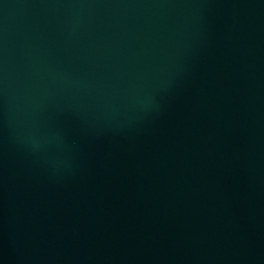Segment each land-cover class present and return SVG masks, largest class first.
I'll return each mask as SVG.
<instances>
[{
	"label": "water",
	"instance_id": "1",
	"mask_svg": "<svg viewBox=\"0 0 264 264\" xmlns=\"http://www.w3.org/2000/svg\"><path fill=\"white\" fill-rule=\"evenodd\" d=\"M165 0H0V114Z\"/></svg>",
	"mask_w": 264,
	"mask_h": 264
}]
</instances>
